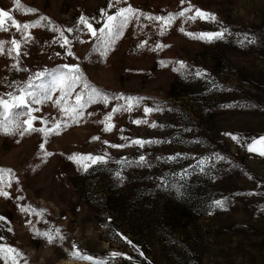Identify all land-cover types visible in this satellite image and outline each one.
Listing matches in <instances>:
<instances>
[{"label":"rangeland","instance_id":"obj_1","mask_svg":"<svg viewBox=\"0 0 264 264\" xmlns=\"http://www.w3.org/2000/svg\"><path fill=\"white\" fill-rule=\"evenodd\" d=\"M128 6L160 17L191 11L170 24L133 17L99 39L79 23L88 18L99 36L107 15ZM197 9L215 21L189 20ZM0 10L36 25L0 18V96L29 78L50 85L65 65L80 76L66 99L57 90L31 105L32 127L51 130L47 139L0 131V169L11 170L0 182V264H92L73 252L101 264H264V145L248 151L264 137V0H0ZM223 29L222 40L200 38ZM13 40L19 56L8 54ZM92 88L145 99L131 111H114L123 99L93 102L74 122L63 108ZM145 107L160 110L145 116ZM88 154L108 162L70 159Z\"/></svg>","mask_w":264,"mask_h":264},{"label":"snow or ice","instance_id":"obj_2","mask_svg":"<svg viewBox=\"0 0 264 264\" xmlns=\"http://www.w3.org/2000/svg\"><path fill=\"white\" fill-rule=\"evenodd\" d=\"M119 2V0H117ZM184 3V0H181V4ZM28 12H35V9H27ZM187 11H191V8L182 10L178 13L175 14H170L167 17H160V16H151L148 14L142 13L138 9H134L131 6L121 8L117 10L115 15H107V20L104 25V29H101L100 35L97 36L96 30L93 29L92 24L88 22V18L81 16L79 19V23L85 25L88 30L91 32L93 37L100 38L105 36L107 34L108 37H113L114 35L118 36L120 33L123 31L125 27L129 25L133 17H139V16H145L147 19L151 20H156V21H161L164 22L165 24H170L171 21H173L176 17H181L184 16ZM102 14H104L102 12ZM7 17L8 20L11 21V24L13 26H16L18 29L23 28V29H29L31 27H35L36 25H31V24H18L9 14L8 11L0 10V18ZM209 19L212 21H215V16L214 14L204 12L202 10L197 9L195 12V16H189V20H195V19ZM46 19V18H42ZM5 24L4 19H0V31H5L6 29L3 27ZM106 30V33H105ZM68 31H71L69 29ZM161 34H163V30L161 31ZM227 34V30L223 29L218 32H211V33H201L200 38L206 39L207 42H212L214 40H222L225 35ZM191 35V34H189ZM61 36L63 37V33H61ZM14 47L13 49L8 50V54L12 55L13 51H15L16 55L19 56V42L16 40L12 41ZM70 43L66 38H65V44ZM62 47L64 45H61ZM143 47V45H141ZM3 42H0V54H3ZM68 55L71 56L72 53L71 51L68 52ZM182 68L184 67L183 63L181 62L180 65ZM15 67V65L13 66ZM65 68H68L69 71L67 73H57V74H49L52 75V80L50 85H45V84H39L35 85L33 83V79L29 78L28 82L23 86V87H17L14 91L8 92L7 99H5L3 96H0V131H2L4 134H19L23 136L27 132L31 131H39L44 133L45 138L47 139V136L49 135L50 131L49 129L46 128H33V122L36 119L33 116L34 111H38V109H34L31 107L33 104H41L44 101L48 100L51 98V94L54 91L59 90L61 92V100L66 99L70 94L72 93L73 89L75 88L77 82L80 80L79 76V69L76 68L75 66H68L65 65ZM45 74L44 73H37L35 74V79H41ZM199 75V73H197ZM14 83V82H13ZM87 86V85H86ZM9 87H12V84L9 85ZM33 89V90H30ZM19 93V94H18ZM83 99L82 95H77L76 96V103L74 107H72L70 110L63 108L65 111H70L71 112V118L73 119L74 122H78L80 119V114L83 111V109L88 105L93 102H102L105 106L109 103L110 99H115V100H120L123 99L127 103L125 106H118L117 109H114V111H120L121 108L126 111H131L133 107V103L135 102L136 105L138 106L139 101L143 100L145 98L142 97H125V96H114L109 98L106 93L100 92L96 88H92L90 94L87 96V99L81 102ZM57 103H60V101H57ZM159 108H144V114L145 116L151 114L154 111H159ZM24 117H27V119H23ZM106 120L111 119V114L109 116L105 117ZM10 121L11 124H14V127L9 128L8 124L5 122ZM43 123V121H41ZM147 123V121H143ZM134 123H141V121H134ZM155 127L156 125H152ZM67 127V125H65ZM114 127V125H105V131L111 130V128ZM59 131V125L56 128V132L58 133ZM226 135H231V134H226ZM98 139V138H94ZM233 140H239L241 138L232 136ZM134 144L140 145L141 147L146 144V143H153L152 141H144V140H136L133 141ZM260 144L264 145V137L259 138V140H254L251 145H248V151L253 152L256 151L255 145ZM113 148H122L124 145H116L113 144L111 145ZM41 149H43V144L41 145ZM260 155L264 156V151L259 152ZM46 155H51L50 153H46ZM222 159V157H219ZM70 159H73L76 162H79L80 160H87L91 162L92 164H104L107 163L108 160L105 156H94L91 154H88L86 156H79V157H70ZM171 159V158H169ZM145 162V157L141 156L139 158V163L143 164ZM124 163H128L127 158H125ZM132 163H136V161H133ZM86 170V166H85ZM4 173H11L10 169H0V182L3 180V174ZM0 196L7 197L8 193L0 190ZM215 206L218 208L223 209L226 206L225 201H215ZM6 218L0 217V220H5ZM58 231V230H57ZM44 235L48 239V243L52 242V237L48 233H44ZM63 239V237H60ZM130 243V242H129ZM5 251L4 248H0V253H3ZM7 251L13 252L14 254L18 255L16 253V250L14 249H7ZM72 255L75 258L78 259H87L89 261H92V264H101L100 261L94 260L92 257L88 256H83L80 255L76 252H73ZM112 256H119L121 254L119 253H112ZM12 264H16V261L13 260Z\"/></svg>","mask_w":264,"mask_h":264}]
</instances>
